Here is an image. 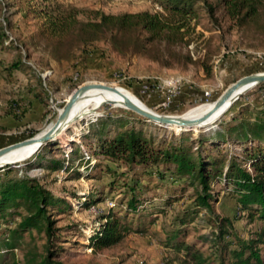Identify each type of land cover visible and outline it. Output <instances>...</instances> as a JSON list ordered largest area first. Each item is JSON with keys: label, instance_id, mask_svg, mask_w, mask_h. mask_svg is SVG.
I'll return each instance as SVG.
<instances>
[{"label": "rangeland", "instance_id": "374dc122", "mask_svg": "<svg viewBox=\"0 0 264 264\" xmlns=\"http://www.w3.org/2000/svg\"><path fill=\"white\" fill-rule=\"evenodd\" d=\"M48 1L53 0H0V147L45 130L55 121L58 110L70 93L84 83H103L121 88L154 112L183 115L201 105L212 103L237 78L264 71V3L254 21L236 26L220 9L214 10L210 15L199 1L197 14L191 20L193 29L181 44L166 45L158 41L144 53L121 54L110 49L107 44L97 42L100 51L91 54L87 60L80 61L78 49L66 43L62 49L70 50V54L76 57L55 61L50 55V42L36 36L41 18L36 16L35 10ZM54 1L84 10L98 9L105 13L158 11L152 0ZM207 2L211 3L213 0ZM80 17L83 18L84 14ZM201 61L205 67H202ZM204 91L209 93L207 97L203 96ZM34 94L42 100H38ZM13 101L19 104L14 115L7 113V110H11ZM233 104L232 110L245 111L238 113L241 118L253 117L255 105L264 108V81L250 87ZM91 111L93 112L90 113ZM225 112L211 127L214 128L220 120L226 121L231 116V113ZM87 113L90 114L86 115ZM83 115L54 138L64 149L83 148L86 143L93 144L95 131L100 128V122L105 117L113 120L106 122L105 128L108 130L140 129L157 140L170 139L172 134L179 131L111 103L89 107ZM117 119L128 122L121 127L115 121ZM200 129L192 130V135L198 134ZM48 156L62 157L59 153H49ZM24 160L16 163L19 168L11 175L24 173L35 177L45 188L64 196L73 206L64 213H52L56 228L54 235L57 236L52 239L54 260L62 264L176 263L174 258L180 253L167 247L165 240L174 225L176 215L191 201L192 188L186 189L178 200L155 214L151 222L146 221L144 231L129 232L119 242L93 250L88 247L82 232H91L99 215L112 206L113 199L118 203L124 198L125 202L123 191L129 186L124 185V182L129 172L123 164L102 157L90 160L88 166L82 162L75 163L81 172L75 178L61 171L40 167L20 169ZM109 167L113 168V173L107 172ZM146 184V196H154V205L143 206L144 212H149L159 204L160 197L157 195L162 194L163 189L155 187L151 182ZM211 188L215 196L211 207L218 216L230 219V236H251L260 222L248 219L239 212L234 199L221 190L219 184L212 185ZM79 196H83L81 202L88 198L94 204L86 208L79 206L81 203L76 202ZM121 214L123 213H116V216ZM126 215L131 217V213ZM207 216L200 212L188 224L183 240L192 243L205 255L210 254L214 264L217 252L216 244L211 239L215 225L207 220ZM18 220L19 218H14L9 224L0 221V235L12 228ZM145 220L148 218L145 217ZM229 238L232 239L225 236L224 240ZM46 244L43 231L32 229L24 232L12 253L0 255V264H26L29 258L34 259L30 264H39Z\"/></svg>", "mask_w": 264, "mask_h": 264}, {"label": "trees", "instance_id": "16d2710c", "mask_svg": "<svg viewBox=\"0 0 264 264\" xmlns=\"http://www.w3.org/2000/svg\"><path fill=\"white\" fill-rule=\"evenodd\" d=\"M152 1L159 7L158 11L120 13L84 10L48 1L35 10L36 16L41 18L36 36L50 42V55L55 61L76 57L70 54V50L62 49L66 43L78 49L80 61L100 51L97 42L107 44L121 54L144 53L158 41L166 45L185 42L193 29L191 20L197 14L199 1L210 15L220 9L236 26L254 21L264 3V0H213L211 3L207 0ZM2 34L4 36V32ZM200 63L205 67L204 62ZM34 97L42 100L37 94ZM233 106L232 103L225 112L231 116L226 121L220 120L214 128H199L195 136L192 130L180 129L170 139L160 140L140 129L108 130L106 122L113 120L105 117L95 131L93 144L86 143V147L67 150L59 141L48 140L22 162L20 169L40 167L77 178L81 173L77 164L82 162L88 166L90 160L97 157L123 164L129 172L124 182L129 186L123 191L125 202L124 198L118 203L113 199L112 206L99 215L91 232H82L88 247L93 250L113 245L129 232L144 231L146 221L151 222L155 214L178 200L186 189L192 188L191 201L176 215L165 240L167 247L180 253L174 258L175 264H212L210 254L205 255L192 243L183 240L188 224L200 212L206 213L207 220L215 225L211 239L217 252L214 264H264V108L255 105L253 117L245 119L238 116L245 111L232 110ZM18 108L19 104L13 101L7 113L14 115ZM115 121L121 127L128 122L125 119ZM49 153H59L62 157H49ZM17 168L16 163L0 167V221L9 224L14 218H19L12 228L0 235V255L12 253L21 235L34 229L43 231L47 241L45 253L38 263L62 264L53 259L52 239L57 236L54 235L56 228L51 216L54 212L57 215L64 213L73 206L64 196L45 188L37 178L24 173L11 175ZM107 172L113 173V168L109 167ZM150 182L162 188L163 193L157 195L159 204L144 212V205H154V196H146L145 193L146 183ZM215 184L234 199L237 210L246 218L260 222L248 238L230 236V219L213 212L211 204L215 196L211 186ZM82 197H77L76 202L81 203L79 206L86 208L94 204L88 198L81 202ZM120 212L123 214L116 216ZM128 213H131L130 218L126 215ZM225 236L232 239L224 240ZM32 261L34 259L29 258L26 264Z\"/></svg>", "mask_w": 264, "mask_h": 264}, {"label": "water", "instance_id": "95a60500", "mask_svg": "<svg viewBox=\"0 0 264 264\" xmlns=\"http://www.w3.org/2000/svg\"><path fill=\"white\" fill-rule=\"evenodd\" d=\"M264 81V71L247 74L237 78L235 81L230 83L224 90L212 101L211 105L204 110L201 114L194 117H187L180 115H167V114H159L157 112L152 111L148 108H143L124 97L122 100V105L137 113L138 115L151 120L155 123H158L163 126L174 125L179 129L183 130H194L196 131L199 128H208L212 126L214 121H216L221 114L224 113L225 110L246 90L250 87L261 83ZM91 88H99V89H107L112 91H117V89L113 86L106 85L103 83H84L74 89L70 95L65 100L62 107L58 110L55 121L48 125L45 130L40 132L39 134L22 139L20 141H16L4 146L0 147V157L9 151L26 146V145H34L32 150L28 152L26 155L20 157L15 161H5L0 164V167L6 164H13L21 162L22 160L29 157L32 153L36 151V149L43 143L48 140L54 139L61 130H63L68 123L71 121L70 111L74 105V103L82 97V95ZM101 103H111L110 101H104ZM215 113H217L215 115ZM215 115V116H213ZM211 120H208L210 119Z\"/></svg>", "mask_w": 264, "mask_h": 264}, {"label": "bare ground", "instance_id": "6f19581e", "mask_svg": "<svg viewBox=\"0 0 264 264\" xmlns=\"http://www.w3.org/2000/svg\"><path fill=\"white\" fill-rule=\"evenodd\" d=\"M116 89H117V91H112V90H107V89H99V88H92L90 90L88 89L82 95V97H80V99H78L74 103V105L70 111V115H69L70 118H72V119L68 123V125H72L74 123V121H77V119H79L80 117H83V116H86V115L92 113L93 111H91L90 113H87L86 115H83L87 112L89 107L99 106L101 104V102H104V101L105 102L110 101L111 104H113V105H117L119 107H124L122 105V100L124 97H126L129 100H131L132 102H134L135 104H137L138 106L143 107V108H147L146 106L143 105L142 102H140V100H138L130 92H128L124 89H121V88H116ZM210 105H211V103L206 104V105H201V106L194 108V109L190 110L189 112L183 114V116H187V117L198 116L204 110H206ZM216 114L217 113H215V115ZM81 115H83V116H81ZM215 115H213V116H215ZM211 118L212 117H210V119H208V120H211ZM167 127H170V128L175 127L176 129L180 130L178 127H176L174 125H169ZM33 146L34 145H26V146H22V147H19V148H16V149L9 151L8 153H6L0 157V164H2L5 161L18 160L20 157H22V156L26 155L28 152H30L32 150Z\"/></svg>", "mask_w": 264, "mask_h": 264}, {"label": "built area", "instance_id": "2783aa9c", "mask_svg": "<svg viewBox=\"0 0 264 264\" xmlns=\"http://www.w3.org/2000/svg\"><path fill=\"white\" fill-rule=\"evenodd\" d=\"M155 8L159 9V7H157L156 5H155ZM42 76H43V75H42ZM208 95H209L208 92H206V91L203 92V96L207 97Z\"/></svg>", "mask_w": 264, "mask_h": 264}, {"label": "crops", "instance_id": "0c3cea01", "mask_svg": "<svg viewBox=\"0 0 264 264\" xmlns=\"http://www.w3.org/2000/svg\"><path fill=\"white\" fill-rule=\"evenodd\" d=\"M118 9V8H117Z\"/></svg>", "mask_w": 264, "mask_h": 264}]
</instances>
